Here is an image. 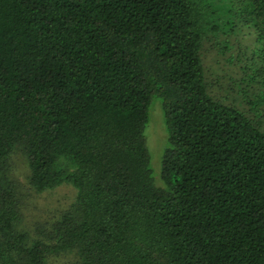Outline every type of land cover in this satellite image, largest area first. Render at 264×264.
<instances>
[{"label":"trees","instance_id":"1","mask_svg":"<svg viewBox=\"0 0 264 264\" xmlns=\"http://www.w3.org/2000/svg\"><path fill=\"white\" fill-rule=\"evenodd\" d=\"M0 264H264V0H0Z\"/></svg>","mask_w":264,"mask_h":264},{"label":"rangeland","instance_id":"2","mask_svg":"<svg viewBox=\"0 0 264 264\" xmlns=\"http://www.w3.org/2000/svg\"><path fill=\"white\" fill-rule=\"evenodd\" d=\"M231 49L226 54L222 53L219 46L208 44L209 52L206 53V63L212 71L213 77H222V82L226 85L231 76H235L239 71L238 65L228 63L230 54L241 53L240 47H248V53L255 47L253 30L238 32V35L229 36ZM224 86V85H223ZM225 87V86H224ZM147 144L151 153V166L154 175L161 170V162L164 151L168 145L167 135L164 129V113L162 109L161 98L154 100L150 112V119L145 130ZM27 194V192H26ZM31 195L27 202V222L32 225L33 222L40 219H49L58 214V212L68 206L76 195V189L68 183H64L54 190L36 194L29 190ZM64 259V258H63Z\"/></svg>","mask_w":264,"mask_h":264}]
</instances>
